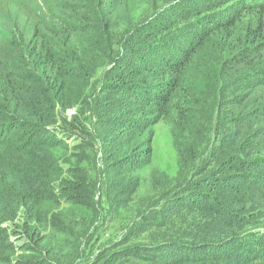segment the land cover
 <instances>
[{"label": "trees", "instance_id": "1", "mask_svg": "<svg viewBox=\"0 0 264 264\" xmlns=\"http://www.w3.org/2000/svg\"><path fill=\"white\" fill-rule=\"evenodd\" d=\"M80 5L70 3L68 11L81 12ZM232 11L234 13L222 20L212 21V27H203L198 37L191 35L179 46L170 47L163 54L162 63H159L158 57L155 59L161 67L150 73L162 77L165 82L158 83L159 86L154 87V90L151 89L154 85L149 82H135L149 98L147 103L150 117L149 123L145 125L147 128L155 126L170 114V109L184 89L193 68L203 69V79L208 78L209 74H214V77L223 82V101L230 104L231 108V116L227 118L230 126L235 127L238 122L237 111L245 113L247 121V125H243L239 130L233 128L237 132L229 137V141L224 139L223 144L214 145L216 151L221 149L223 152L225 164L229 158L228 175L226 170L221 168L214 171L213 176L205 183L201 181L191 185V179L202 174L204 169L197 164L190 166L179 154L178 162L182 165V176L173 180L176 184L171 193L174 195L168 199L169 204H177L170 205L164 219L158 223H149L144 232L151 231L154 234L153 229L158 227L161 228L160 236H171L173 215L182 216L185 214L183 210L187 208L192 218L189 225H186L185 220L177 225L178 234L174 239L165 242L161 238V248H166L167 253L162 254L159 263V260L155 262L158 264H264V247L254 241L262 232L253 233L245 229L257 224L261 219L254 217V213L250 211L247 214L245 201L248 195L252 194L253 204L264 206V165L261 164L263 156L256 157V154H259L256 153V143L263 139L264 134V109H242L247 102H253L257 98L255 93L258 87L264 86V34L260 37L258 33H264L263 19H260L261 24H258L257 29H247L241 40L242 45L234 39V30L243 19L242 12L259 14L264 12V7L249 5L238 13L235 8ZM99 13L103 14L101 7ZM170 20L175 23L178 19ZM166 22H162L161 29L165 30ZM93 29L86 24H77L75 29L66 28L60 32L53 30L40 38L36 27L33 38L23 47L13 63L0 60V167L6 170L0 171V264H14L13 257L19 250L27 252L24 258H27L30 264H47L48 259H55L61 264H71L79 254L83 239L89 237L90 218L84 215H81V218L76 217L75 210L63 207L62 199L68 204L82 203L96 212L94 190L89 188L90 184L86 185V179L82 183L61 179L68 170H64L65 168L60 167L54 160L49 161L47 150L68 146L65 141L53 137L52 127L56 123L59 108H68V90L72 81L82 76L79 68L87 66L86 56L97 57L102 37L95 41L92 36L88 39ZM77 34L83 36L85 41L92 42L91 47H83V39L81 46H75L74 36ZM218 36L225 41L221 43V47H215L213 41ZM158 47L160 46L154 47L153 52H162L166 48ZM113 52L114 47L111 52L109 50L104 54L113 59ZM145 71H148L147 65L130 73L138 75ZM121 76L118 80H123V75ZM245 91L248 96L238 95ZM140 103L137 101V104ZM119 124L132 128L130 123ZM119 124L116 123L117 130L123 132V127ZM134 124L136 130L145 127H141V119H136ZM42 137L45 138L39 139ZM107 146H113L111 139L107 140ZM5 150L17 155L23 165L21 171H16L14 168L17 166L3 158V155H6ZM193 156L195 157L194 154ZM108 157V169L112 170L111 165H117L114 170L117 174L112 177L115 180L112 183L113 192L108 194L107 199L117 208L121 204L125 207L135 193L139 200L137 208H143L147 205L146 200H151L153 192L155 194L153 185H156L155 182L152 183L151 177L147 183L148 175L140 178L142 172L147 169L140 164L139 159L134 160L135 167H126L122 162L115 163V157L111 154ZM209 159L217 160V154L210 152ZM148 168L151 169V165ZM8 169L12 170L9 171L12 174L5 175ZM129 176L133 181L129 180ZM110 177L111 175L108 180ZM60 179L61 183L57 187L54 183ZM151 183L152 186H149ZM56 190L60 194H57ZM256 194L259 196L255 199ZM181 207L184 209L181 210ZM149 208L150 203L139 213L142 214ZM20 210H26L24 225H32L29 231L30 245H14L8 239L9 230L1 226L5 222L16 221ZM135 226L141 227L140 223ZM42 232L47 234L40 238ZM13 234L15 238H20L18 230ZM129 239L130 237L126 243ZM157 239L158 237H153L151 240L153 243L160 242ZM262 242L264 244V240ZM34 243L41 244V249L33 247ZM244 244L254 247L249 246V251H246L243 249ZM224 245L227 247L223 248ZM150 247L132 245L110 252L105 256L104 264H113L117 260L137 264V260L141 259L140 252ZM256 247L260 249L256 250ZM17 264H23L22 260L19 259Z\"/></svg>", "mask_w": 264, "mask_h": 264}, {"label": "rangeland", "instance_id": "2", "mask_svg": "<svg viewBox=\"0 0 264 264\" xmlns=\"http://www.w3.org/2000/svg\"><path fill=\"white\" fill-rule=\"evenodd\" d=\"M70 3L81 4L79 6L81 12L68 11ZM249 5L264 7V0H0V60L4 62L13 63L17 59L23 47H26L33 38L36 27L41 38L45 33H51L53 30L60 32L66 28L75 29L77 24H86L94 28L88 39L92 36L95 41L102 37L97 57L86 56L87 66L79 68L82 76L72 81L67 95L68 108L60 107V111L56 114L52 135L60 141H65L68 146L47 150L49 161L54 160L60 167L65 168L64 170H68L61 179L73 183H82L86 179V185L90 184L89 188L94 190L98 208L93 212L82 203L68 204L62 199L63 207L75 210L76 217L81 218V215H84L90 218L89 237L83 239L79 254L71 264H104L108 253L132 245L153 247L140 252L141 259L137 260V264H158L162 254L167 253L166 248H161L160 244L163 242L161 238L165 242L174 239L178 234L177 225L184 220L186 225H189L192 218L190 211L181 207L185 214L173 215L171 236H160L161 228L158 227L153 229L154 234L151 231L144 232L149 223H158L164 219L170 205L177 204H169L168 199L174 195L171 193L176 184L173 180L182 176L180 174L182 165L178 162L179 154L190 166L197 164L204 169L202 174L191 179V185L201 181L205 183L213 176L214 171L221 168L226 170L228 175L229 158L225 164L223 152L221 149L216 151L214 145L221 144L224 139L229 141V137L237 132L233 128L239 130L243 125H247V121L246 114L237 111L238 122L235 127L228 124L227 118L231 116V108L230 104L223 101L221 91L223 82L219 81L218 77H214V74H209L208 78L203 79V69L193 68L184 89L175 100L174 106L172 105L170 114L155 126L148 128L145 125L149 123L150 117L147 103L149 98L135 82H149L154 85L151 87L154 90V87L159 86L158 83L165 82L162 77L150 73L161 67L156 63L157 57L159 63H162L163 54L170 47L179 46L191 35L198 37L203 27H212L214 25L212 21L215 19L222 20L231 15L234 13L233 8L237 9L238 13ZM100 7L103 14L99 13ZM242 15L243 19L238 22L234 30V39L237 43L241 42L248 28L257 29L258 24H261L260 19L264 21V12L259 14L242 12ZM172 18L178 20L174 23L170 20ZM165 20L167 22L163 30L161 26ZM258 33L260 37L264 34L261 31ZM74 38L75 46H81L83 39L85 42L83 47H91L92 42L85 41L83 36L77 34ZM213 41L215 47H221V43L225 42L221 36L215 37ZM158 45L160 49L165 46V50L153 52L154 47ZM113 47L115 52L113 59H110L104 53H108L109 50L111 52ZM146 65L148 71L131 75L130 71H136ZM121 75L123 80H118ZM255 94L257 98L253 102H247L242 107L243 110L264 109V86L258 87ZM238 95L249 94L245 91ZM137 101L141 103L137 104ZM136 107L143 110H138ZM136 119L142 120L141 127L145 126L143 129L136 130L134 124ZM117 122L130 123L132 128L119 124L121 128L123 127V132H119ZM262 125L264 126V123ZM262 131L264 133V130ZM139 133L141 134L138 135ZM108 139L113 141L112 147L107 146ZM257 145L256 153L259 154H256V157L262 155L261 164L264 165V134L263 139L257 141ZM5 152L3 158L13 162L17 166L14 168L17 169L16 171H21L23 165L17 155L10 150ZM210 152L216 153L218 159L215 161L209 159ZM109 154L115 157V163L122 162L126 167L133 165L135 167L134 160L139 159L140 164L147 169L142 172L140 178L148 175L147 183L150 182V177L152 183H156L155 186L153 185L155 194L153 192L151 200H146L147 205L150 203V208L144 213L140 214L139 211L147 205L137 208L139 200L135 193L125 207L121 204L117 208L107 199L108 194L113 192L112 183L115 180L112 177L117 174L114 172L117 165H111L112 170L108 169ZM149 165L151 169L148 168ZM3 169L0 167V171H6ZM9 171L12 170L8 169L4 174H12ZM109 175H111L110 180H108ZM61 179L55 181L54 185L58 187ZM129 180H132L130 176ZM152 183L149 186H152ZM56 193L60 194L58 190ZM248 196L245 201L247 214L250 211L254 213V217L261 219L257 224L245 229L253 233L262 232L254 238V241L260 247H264L262 242L264 206L253 204L252 194ZM258 196L256 194L255 199ZM25 216L26 210H20L16 221L1 224L3 228L9 230L8 239L17 246L23 243L31 244L29 231L32 225H24ZM136 223H140L141 227L136 228ZM15 230L19 231L20 238L14 237ZM46 234L42 232L40 238ZM129 237V242L126 243ZM153 237H158L157 241L160 242L153 243L154 241L151 240ZM249 246L254 247L244 244L243 249L249 251ZM33 247L41 249V244L34 243ZM26 253L19 250L13 257L14 264H17L19 259L23 264H30L28 259L24 258ZM156 261L158 263H155ZM47 264L61 263L55 259H48ZM113 264L130 263L117 260Z\"/></svg>", "mask_w": 264, "mask_h": 264}]
</instances>
